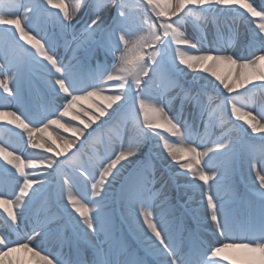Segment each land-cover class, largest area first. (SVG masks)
Instances as JSON below:
<instances>
[{
    "label": "snow or ice",
    "instance_id": "6c2138e0",
    "mask_svg": "<svg viewBox=\"0 0 264 264\" xmlns=\"http://www.w3.org/2000/svg\"><path fill=\"white\" fill-rule=\"evenodd\" d=\"M0 162V264H264V0H0Z\"/></svg>",
    "mask_w": 264,
    "mask_h": 264
},
{
    "label": "bare ground",
    "instance_id": "6f19581e",
    "mask_svg": "<svg viewBox=\"0 0 264 264\" xmlns=\"http://www.w3.org/2000/svg\"><path fill=\"white\" fill-rule=\"evenodd\" d=\"M209 38H211V37H209ZM230 70L233 71V72L236 71L235 68H231V69H230L229 66H227V65L221 66V67L218 69V71L221 72V74H227ZM257 101L259 102V97L257 98ZM14 104H15V102H13V107H10L9 110H14ZM257 106H258V107L260 106L259 103H258ZM73 123H74V122H73ZM74 124H75V123H74ZM201 131H203V128H201ZM68 134H70V133H64L65 136H68ZM89 148H90V147H89ZM84 151H85V148H84ZM88 151H90V149H89ZM1 163H2V162H1ZM157 175L159 176V172L157 173ZM89 190H90V189H89ZM169 191H170V195H171V196L173 197V199L175 200L176 197L178 196V193H177L176 189L171 185V182H169ZM185 199H186V197H185ZM65 251H67V249H65Z\"/></svg>",
    "mask_w": 264,
    "mask_h": 264
},
{
    "label": "rangeland",
    "instance_id": "374dc122",
    "mask_svg": "<svg viewBox=\"0 0 264 264\" xmlns=\"http://www.w3.org/2000/svg\"><path fill=\"white\" fill-rule=\"evenodd\" d=\"M74 123H78V122H74ZM68 135H70V134H68ZM89 149H90L89 146L88 145H85V152H88ZM165 179H167V175H165Z\"/></svg>",
    "mask_w": 264,
    "mask_h": 264
}]
</instances>
